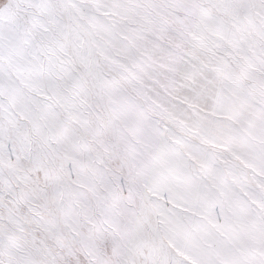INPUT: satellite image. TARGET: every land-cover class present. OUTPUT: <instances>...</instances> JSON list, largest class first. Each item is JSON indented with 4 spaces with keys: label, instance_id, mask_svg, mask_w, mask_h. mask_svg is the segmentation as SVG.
<instances>
[{
    "label": "snow or ice",
    "instance_id": "1",
    "mask_svg": "<svg viewBox=\"0 0 264 264\" xmlns=\"http://www.w3.org/2000/svg\"><path fill=\"white\" fill-rule=\"evenodd\" d=\"M0 264H264V0H0Z\"/></svg>",
    "mask_w": 264,
    "mask_h": 264
}]
</instances>
